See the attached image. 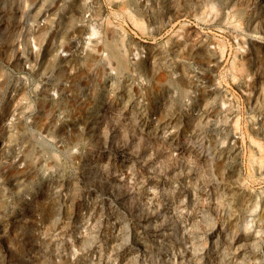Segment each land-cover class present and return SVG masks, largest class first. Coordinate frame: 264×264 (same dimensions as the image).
<instances>
[{
  "label": "rangeland",
  "instance_id": "374dc122",
  "mask_svg": "<svg viewBox=\"0 0 264 264\" xmlns=\"http://www.w3.org/2000/svg\"><path fill=\"white\" fill-rule=\"evenodd\" d=\"M0 264H264V0H0Z\"/></svg>",
  "mask_w": 264,
  "mask_h": 264
}]
</instances>
